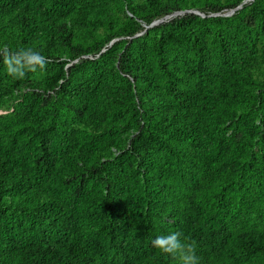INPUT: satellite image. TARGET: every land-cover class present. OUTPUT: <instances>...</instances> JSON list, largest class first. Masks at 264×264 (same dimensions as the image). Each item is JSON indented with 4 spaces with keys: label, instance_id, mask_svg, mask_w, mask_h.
I'll return each instance as SVG.
<instances>
[{
    "label": "trees",
    "instance_id": "1",
    "mask_svg": "<svg viewBox=\"0 0 264 264\" xmlns=\"http://www.w3.org/2000/svg\"><path fill=\"white\" fill-rule=\"evenodd\" d=\"M5 45L0 264H264V0H0Z\"/></svg>",
    "mask_w": 264,
    "mask_h": 264
},
{
    "label": "clouds",
    "instance_id": "2",
    "mask_svg": "<svg viewBox=\"0 0 264 264\" xmlns=\"http://www.w3.org/2000/svg\"><path fill=\"white\" fill-rule=\"evenodd\" d=\"M0 62L6 67V72L14 79H24L26 74L44 71L48 63L47 58L32 48L12 50L8 46L0 47ZM180 232H171L156 236L151 240L154 248L161 254L179 258L181 264H199L196 255V242H186Z\"/></svg>",
    "mask_w": 264,
    "mask_h": 264
},
{
    "label": "rangeland",
    "instance_id": "3",
    "mask_svg": "<svg viewBox=\"0 0 264 264\" xmlns=\"http://www.w3.org/2000/svg\"><path fill=\"white\" fill-rule=\"evenodd\" d=\"M240 6V5H238ZM237 6V7H238ZM237 7H234V8H237ZM234 8H222L219 12H216V13H209V15L211 16H214V15H222V16H229L231 13V10L234 9ZM188 11L192 10L195 14L199 15L200 17H203L204 15V10H195V9H186ZM180 11H185V10H180ZM178 12V11H177ZM170 15V14H169ZM169 15H167V17H169ZM142 27H144V29L149 25H144L142 24ZM139 34V33H137ZM136 35V34H134ZM128 37L127 35H123V36H114L110 39V41L112 40H115V39H119V38H126ZM254 74L258 77H260L262 75V73H264V62H259V64L257 66H255L254 70H253ZM258 210H259V214L257 215V213H254V215H252L249 220L250 221H253L255 223H262L264 221V207L262 206H258Z\"/></svg>",
    "mask_w": 264,
    "mask_h": 264
},
{
    "label": "water",
    "instance_id": "4",
    "mask_svg": "<svg viewBox=\"0 0 264 264\" xmlns=\"http://www.w3.org/2000/svg\"><path fill=\"white\" fill-rule=\"evenodd\" d=\"M239 8H241V6H238L237 8L232 9L231 12H234V10H237V9H239ZM185 12H193V11H192V10H190V11L185 10V11L172 12V13L169 15V17L175 16V15H180V14L185 13ZM165 18H167V16H164V17L161 18V19L153 20L152 22L149 23V25H148L147 27H150V26L156 25V24L160 23V22H161L163 19H165ZM147 27H146V28H147ZM136 35H138V34H136ZM110 42H111V41H110Z\"/></svg>",
    "mask_w": 264,
    "mask_h": 264
}]
</instances>
